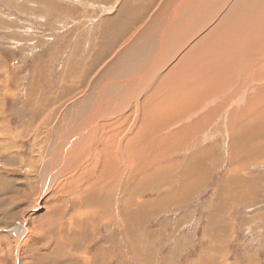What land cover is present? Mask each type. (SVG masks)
<instances>
[{"label": "bare ground", "instance_id": "1", "mask_svg": "<svg viewBox=\"0 0 264 264\" xmlns=\"http://www.w3.org/2000/svg\"><path fill=\"white\" fill-rule=\"evenodd\" d=\"M132 1L138 2L137 7ZM118 7V16L103 20L101 27L102 33L112 37V43L105 36L104 41L93 45L84 62V73L76 76L77 69L72 70L70 77L65 73L67 64L61 82L57 80L55 85L49 78V88L41 91L46 70L39 72L43 67L39 66L27 89L26 103L33 118L45 115L43 131L51 135L49 141L45 137L50 165L42 192L57 178L59 185L54 189L74 186L77 195L81 192L83 196L78 197L89 202L93 192H101V199L99 194L93 203H87L90 209L82 208L87 217L96 219L104 211L114 226L120 218L122 228L143 231L148 217L159 208L165 209L167 205L159 203L172 194L159 195V199L166 196L162 201L142 200L141 194L168 182L173 164L182 162L168 161L172 155L185 156L189 152L187 162L193 167L176 168L175 173L182 179L177 191L181 196L167 200L171 205L191 194L188 181L200 178L204 168L199 169L198 162L207 155L201 143L221 130L228 129L232 136L240 125H249L260 116L253 125L255 134L241 149L228 137L226 148L233 169L223 176V184L231 183L230 191L246 184L242 177L234 178L236 172L232 171L241 164L234 158L249 159L264 151V0H122ZM125 7L129 9L127 25L114 33L109 26L117 22ZM69 8L60 6L56 10L69 16L73 10ZM87 32L84 37L88 40ZM99 45L106 47L102 54L97 52ZM92 68L97 70L93 72ZM3 74L0 72V91L4 89ZM67 82H73V93ZM41 92L44 100L34 107L30 99ZM231 101L236 105L232 110ZM218 123L223 125L219 129ZM255 145L262 148L247 151ZM230 179L232 182H228ZM113 188H121L117 211L110 208L115 201L109 207ZM109 209L119 212L114 220L108 215Z\"/></svg>", "mask_w": 264, "mask_h": 264}, {"label": "rangeland", "instance_id": "2", "mask_svg": "<svg viewBox=\"0 0 264 264\" xmlns=\"http://www.w3.org/2000/svg\"><path fill=\"white\" fill-rule=\"evenodd\" d=\"M121 1L0 0V72L4 73V89L2 87V93L0 91V264H264V151L249 159L239 161L234 158V162L241 163L232 171L236 172L234 178L242 177L246 181L240 190L230 191L231 183L223 184V176L233 169L226 148L229 146L228 137L232 145L241 149L255 134L253 125L260 116L253 118L249 125H240L232 136L224 127L226 132L221 130L222 133L201 143L200 148L207 149V160L198 162L199 169L204 168L203 172L198 180L188 181L191 194L172 205L167 200L181 196L177 191L182 179L175 173L176 168L178 171L192 169L193 163L187 162L189 152L187 156L169 157L168 161L182 162L173 164V172L163 187L145 191L141 199L153 201L162 194L172 195L166 201H162L166 196L159 199L162 201L159 205L166 204L167 207L159 208L149 216L143 231L122 228L120 218L114 221V226L113 221H107L104 211L98 215V220L87 217L85 211L91 208L87 203H93L99 194L101 199V192H93V199L89 202L78 197L83 196L81 192L77 195L74 186L54 189L59 185V178L42 192L43 178L50 165L45 137L49 141L51 135L46 136L43 131L41 122L45 115L37 120L35 118L40 114L33 118L27 110V89L32 75L41 65L39 72L46 70L45 79L40 83L41 91L49 88V78L57 84L67 64L65 73L72 77V70L77 69L76 76H81L93 45H98L105 36L112 43V37L102 33L101 27L103 20L118 16ZM136 4L138 2L132 1L133 6L137 7ZM60 6L70 7L72 14L61 15L56 10ZM128 15L129 9L125 7L117 22L110 24L114 33L123 31ZM86 31L88 40L84 37ZM100 46L97 52L102 54L106 47ZM91 70L94 72L97 68ZM67 83L72 89L69 92H72L73 82ZM126 95L130 98V94L126 92ZM30 100L34 107L37 101L41 105L39 100H44L43 93ZM231 104L230 110L236 106L233 102ZM224 116L222 113L221 117ZM221 126L218 123V129ZM259 148L262 147L255 145L248 147L247 151ZM64 177L67 176H63L65 182ZM112 192L117 195L114 200L113 195L109 198V207L115 201L114 207L110 208L117 211L121 188H113ZM79 209L81 213L77 212ZM110 211H107L108 215L114 220L119 212Z\"/></svg>", "mask_w": 264, "mask_h": 264}]
</instances>
